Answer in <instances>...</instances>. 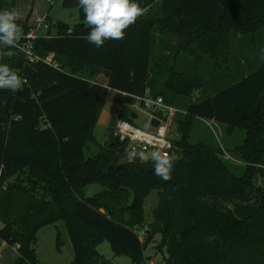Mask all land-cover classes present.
<instances>
[{"label": "trees", "instance_id": "16d2710c", "mask_svg": "<svg viewBox=\"0 0 264 264\" xmlns=\"http://www.w3.org/2000/svg\"><path fill=\"white\" fill-rule=\"evenodd\" d=\"M137 2L149 10L123 40H107L97 48L85 38L86 22L58 21L34 42L42 58L54 54L56 66L30 62L17 49L0 61L26 81L23 91L0 89V240L16 247L14 264H40L34 247L38 230L63 220L73 264H112L96 248L103 239L116 255L146 264L145 250L156 234L162 235L157 248L163 264H264V183L255 181L258 176L264 182V58L256 70L226 80L208 96L193 97L207 88L206 77L175 67L161 88L149 82L158 35L166 50L182 49L198 63L209 55L220 65L232 59V34L264 30V0ZM17 5L18 0H0V9L17 12ZM63 6H78V0H63ZM17 23L25 32L32 28L28 20ZM169 33L185 41L175 47ZM110 89L123 106L148 93L186 112L174 120L181 137L173 139L176 159L169 181L155 175L151 161L131 158L132 147L114 128L105 144L87 155ZM121 118L134 122L126 110ZM196 118L246 130L243 143L233 149L245 163L242 174L214 147L191 141ZM111 120L115 126L117 117ZM90 185L100 186L99 191L88 195ZM152 190L158 191V204L144 243L136 227L144 222ZM218 200L232 208L221 209ZM209 236L216 238L209 242ZM60 243L58 238L59 249Z\"/></svg>", "mask_w": 264, "mask_h": 264}, {"label": "rangeland", "instance_id": "374dc122", "mask_svg": "<svg viewBox=\"0 0 264 264\" xmlns=\"http://www.w3.org/2000/svg\"><path fill=\"white\" fill-rule=\"evenodd\" d=\"M158 6H154V11ZM18 21L24 22L33 17L37 21H33V26H36L40 19L47 13L49 15L48 21L53 25L58 21H63L73 26L76 23L86 22L83 18L81 8L78 6L67 7L63 6V0H56L54 3H49L47 0H18L17 5ZM50 24V27H51ZM43 30V28H42ZM41 30V32H42ZM53 35L56 34L54 26L51 28ZM158 35L156 38V46L151 61V77L149 79L150 86L154 89H159L163 86V83L169 74V69L175 67L179 71L201 74L206 77L208 81L207 88L199 93H194V98L197 96H208L218 92L226 80L233 78L234 81L241 78L243 73H249L256 70L263 62L262 52L264 49V30L259 29L254 33L247 35H231L233 43L232 59L229 62H221L220 65H215L214 61L209 55L202 56V62H196L192 57L187 55L182 49L166 50L164 43ZM161 60V61H159ZM218 66V67H216ZM16 71V70H14ZM240 76V77H239ZM102 82H105V78H101ZM215 83H214V82ZM233 82V81H232ZM223 83V84H222ZM115 90L110 89L105 107L101 111L99 120L94 129V135L96 142H92L88 149H86L87 155H92L99 150L100 145H104L105 141L109 138L111 128L115 129L112 125L113 117H121L122 111L126 110L130 115L132 109L130 106H123L115 102ZM136 109V108H135ZM137 110V109H136ZM139 119L135 122L137 125H143L147 119V115L142 109L138 110ZM207 121L211 122V119L196 118L193 121L191 128V141L202 142L209 146L214 147L218 151V156L223 160L230 162L234 165V170L237 174H242L245 169V163L241 160L240 156L234 153L233 149L242 144L246 137V130L240 128H234L233 130H227V126L220 124L216 121L217 125L212 124L213 128L207 124ZM172 132L174 139L181 137V132L178 128L177 122L174 121L172 125ZM220 148V150H218ZM150 149L135 148L132 149V153H138ZM131 158L134 155H130ZM122 166L118 163L116 169ZM113 168V165H111ZM255 181L258 185L263 186V180L256 176ZM100 186L90 185L88 187V195H93L99 191ZM208 203H213L215 199L206 198ZM218 206L229 211L232 205L228 202L216 201ZM158 204V191L152 190V192L145 199L144 203V222L142 225L136 227V231L139 233L142 241L145 243L152 232L154 223V209ZM2 223L0 222V228ZM58 238H60V249L58 248ZM162 240L161 234H156L154 239L147 244L145 255L149 257L146 264H163V254L159 252L157 246ZM37 256L40 264H73L74 252L72 241L68 232V229L63 220H59L53 224H49L41 227L37 233L36 243ZM96 248L100 253L109 260L112 264H133L129 256L124 253L115 254V249L112 244L103 239L98 242ZM18 252L16 247L7 244L0 240V264H14L18 258Z\"/></svg>", "mask_w": 264, "mask_h": 264}, {"label": "clouds", "instance_id": "9594fccd", "mask_svg": "<svg viewBox=\"0 0 264 264\" xmlns=\"http://www.w3.org/2000/svg\"><path fill=\"white\" fill-rule=\"evenodd\" d=\"M85 21L90 28L87 41L99 48L107 40H123L126 30L144 16L149 8L142 7L137 0H78ZM18 13L15 9H0V61L4 57L16 55L13 49L19 50L22 39V28L17 23ZM264 58V49L261 50ZM26 81L7 63L0 62V89L12 92L23 91ZM127 126V125H125ZM138 156L141 162L151 161L155 175L164 181L172 178L175 157L162 146L153 145L151 151L144 150L130 153ZM216 237L209 236V242Z\"/></svg>", "mask_w": 264, "mask_h": 264}, {"label": "built area", "instance_id": "2783aa9c", "mask_svg": "<svg viewBox=\"0 0 264 264\" xmlns=\"http://www.w3.org/2000/svg\"><path fill=\"white\" fill-rule=\"evenodd\" d=\"M49 3H54L56 0H47ZM48 14L46 13L39 23L32 27L28 32L22 29V39L19 42V50L25 53L26 58L30 62L43 61L56 66L54 62V54H49L46 58H42L34 50V42L41 35H47L50 28ZM45 32L42 33L41 29ZM132 117L134 122L118 117L115 124L114 134L121 141H126L132 147L153 149V145L162 146L164 150L170 154L174 152L175 144L173 142L172 125L177 115L185 114L186 112L179 107L166 102L162 96L153 97L148 93L144 96H135V103L131 105ZM137 110H136V109ZM142 109L147 115V119L143 125L139 126L135 120L139 119L138 110ZM212 128L217 125L215 120L207 121ZM127 125V126H125ZM152 264V263H149Z\"/></svg>", "mask_w": 264, "mask_h": 264}, {"label": "water", "instance_id": "95a60500", "mask_svg": "<svg viewBox=\"0 0 264 264\" xmlns=\"http://www.w3.org/2000/svg\"><path fill=\"white\" fill-rule=\"evenodd\" d=\"M71 31H74V29H72ZM168 39L170 41V43L175 46V47H180L182 45V43L185 41V37H181L178 36L176 34H167ZM122 166H119L118 169H120Z\"/></svg>", "mask_w": 264, "mask_h": 264}, {"label": "crops", "instance_id": "0c3cea01", "mask_svg": "<svg viewBox=\"0 0 264 264\" xmlns=\"http://www.w3.org/2000/svg\"><path fill=\"white\" fill-rule=\"evenodd\" d=\"M48 16H49V15H48ZM33 21H37V19H35L34 17H33L32 19H30V23H29V24H30L31 26H33ZM41 30H42V29H41ZM44 32H45V30L43 29V30H42V33H44Z\"/></svg>", "mask_w": 264, "mask_h": 264}]
</instances>
